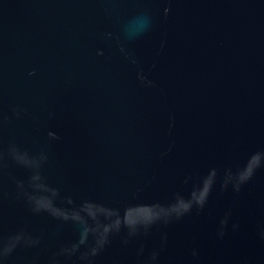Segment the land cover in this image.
Returning a JSON list of instances; mask_svg holds the SVG:
<instances>
[{
    "label": "water",
    "instance_id": "water-1",
    "mask_svg": "<svg viewBox=\"0 0 264 264\" xmlns=\"http://www.w3.org/2000/svg\"><path fill=\"white\" fill-rule=\"evenodd\" d=\"M0 264H264V0H0Z\"/></svg>",
    "mask_w": 264,
    "mask_h": 264
}]
</instances>
